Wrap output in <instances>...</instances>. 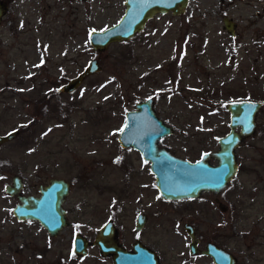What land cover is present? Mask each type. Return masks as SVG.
Returning <instances> with one entry per match:
<instances>
[{
  "label": "rangeland",
  "instance_id": "1",
  "mask_svg": "<svg viewBox=\"0 0 264 264\" xmlns=\"http://www.w3.org/2000/svg\"><path fill=\"white\" fill-rule=\"evenodd\" d=\"M9 6L12 24L0 27V134L18 132L0 145V264H112L96 246L84 256L72 248L75 233L91 241L109 219L125 248L138 238L160 264H214L189 253L185 222L200 248L212 242L236 264H264V0H189L182 14L158 13L103 51L93 49L89 31L116 23L124 0H11ZM225 16L234 22L233 35ZM91 59L100 70L73 92L61 91ZM147 97L172 127L158 145L190 161L217 150L229 131V102L262 103L224 189L162 198L149 162L118 141L125 112ZM13 175L25 195L37 194L50 178L68 181L62 206L69 224L54 236L36 220H17V198L5 192ZM139 212L147 221L135 233Z\"/></svg>",
  "mask_w": 264,
  "mask_h": 264
},
{
  "label": "water",
  "instance_id": "2",
  "mask_svg": "<svg viewBox=\"0 0 264 264\" xmlns=\"http://www.w3.org/2000/svg\"><path fill=\"white\" fill-rule=\"evenodd\" d=\"M188 2L189 0H124L125 10L119 20L103 30L89 31V43L96 51L106 50L113 42L132 38L158 13L182 14ZM4 9L5 6L0 5V16ZM223 23L233 35L234 22L225 16ZM100 68L98 60L91 59L82 71L61 86V91L72 92L86 76L98 72ZM261 107L260 101L251 99L229 102L226 106L229 112V131L218 138L217 150L205 152L195 161L178 157L167 148L157 146L162 137L172 133V127L166 125L155 113L152 97L136 102L133 110L125 112V122L121 128L123 131L119 132L118 141L122 147L137 150L141 158L149 162V170L155 177V186L162 198L180 200L196 198L204 191L218 193L236 175V148L255 132V118ZM17 132L18 130H12L0 134V144L12 139ZM211 159L215 160L214 164ZM22 185L21 177L13 176L12 182L5 187V192L9 196L18 195ZM69 189L70 183L65 179L52 178L48 184L40 186L39 196L18 195L20 203L12 212L17 220L38 221L50 235L55 236L69 224L62 206ZM219 207L227 209L220 202ZM146 218L144 213L137 214L135 231L144 226ZM184 228L190 237V254L209 256L214 264H236L234 255L215 243L208 242L204 248H199L194 226L185 223ZM117 236L114 221L109 219L96 230L91 241L81 233L74 234L73 252L84 256L89 246H96L103 257H111L112 264H160L156 251L138 238L132 243V248L127 249L118 241Z\"/></svg>",
  "mask_w": 264,
  "mask_h": 264
},
{
  "label": "flooded vegetation",
  "instance_id": "3",
  "mask_svg": "<svg viewBox=\"0 0 264 264\" xmlns=\"http://www.w3.org/2000/svg\"><path fill=\"white\" fill-rule=\"evenodd\" d=\"M10 1L11 0H0V5L1 6H5V9H4V12L2 13V15L0 16V27H1V25L3 24V23H8V22H11V21H9V20H7L6 19V17H7V14H8V12H9V10H10V6H9V3H10ZM11 24H12V22H11ZM9 28V27H8ZM13 29V28H12ZM0 42H1V38H0ZM0 45H1V43H0ZM71 79V78H70ZM76 90V89H75ZM74 91V90H73ZM72 91V92H73ZM153 99V98H152ZM154 101V100H153ZM155 107V106H154ZM134 109V108H133ZM155 109V108H154ZM155 113L157 114V116H158V113L156 112V109H155ZM159 117V116H158ZM163 138V137H162ZM2 144V143H1ZM0 144V145H1ZM159 142L157 143V146L158 147H160L159 145ZM214 160V159H213ZM213 164L215 163V160L212 162ZM13 176H18V175H13ZM12 176V177H13ZM54 178H57V177H54ZM50 179H52V178H50ZM50 179L48 180V183H49V181H50ZM63 179V178H62ZM11 182H12V178H11ZM48 183H46V184H48ZM46 184H41V185H39L38 186V193L37 194H21V191H22V189H23V185H22V188L20 189V191H19V193H18V195H21V196H28V195H33V196H39L40 195V192H39V188H40V186H44V185H46ZM8 185V184H7ZM6 185V186H7ZM5 186V187H6ZM18 195H15L16 196V198H17V202L15 203V205H14V207L18 204V203H20V200L18 199ZM13 207V208H14ZM13 210V209H12ZM140 213V212H139ZM138 214V213H137ZM145 214V213H144ZM146 215V214H145ZM147 216V215H146ZM136 219H137V215H136ZM136 219H135V226H134V229H133V231L135 232V233H138V232H140L143 228H144V226H145V224H146V221H147V218H146V221H145V224H144V226L139 230V231H135V228H136ZM27 220H31V219H27ZM24 221V220H23ZM185 223H187V222H185ZM184 223V224H185ZM190 224V223H189ZM78 233V232H77ZM76 234V233H75ZM188 235V234H187ZM74 236V235H73ZM189 237V236H188ZM136 239V238H135ZM134 239V240H135ZM199 239V238H198ZM134 242V241H133ZM189 243H190V237H189ZM189 243H188V246H189ZM208 243V242H207ZM199 244H200V239H199V242H198V247H199ZM131 248H132V244H131ZM189 248V247H188ZM200 248V247H199Z\"/></svg>",
  "mask_w": 264,
  "mask_h": 264
},
{
  "label": "snow or ice",
  "instance_id": "4",
  "mask_svg": "<svg viewBox=\"0 0 264 264\" xmlns=\"http://www.w3.org/2000/svg\"><path fill=\"white\" fill-rule=\"evenodd\" d=\"M93 31H95V30H93ZM126 127V126H125ZM120 131L122 132L123 131V129H120ZM145 163H147V161H145ZM198 164H199V162H197Z\"/></svg>",
  "mask_w": 264,
  "mask_h": 264
}]
</instances>
